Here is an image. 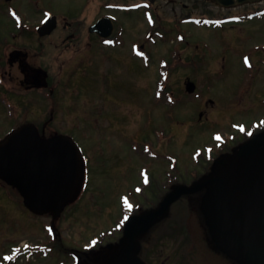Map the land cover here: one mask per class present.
<instances>
[{
    "label": "rangeland",
    "instance_id": "rangeland-1",
    "mask_svg": "<svg viewBox=\"0 0 264 264\" xmlns=\"http://www.w3.org/2000/svg\"><path fill=\"white\" fill-rule=\"evenodd\" d=\"M62 1H0V36L7 35L9 30L15 32L18 29L15 32V42L13 41L15 47L27 44L30 47L28 54L31 64L48 69L56 86L51 100L31 92L29 109L17 112L14 121L7 120L5 110L1 109L0 136L10 127L27 122L34 123L46 135L56 132L69 134L80 144V149L85 150L89 161L90 180L79 201L69 206L56 219L29 213L23 208L18 193L1 183L0 264H7L2 256L11 253V246L23 249L27 246L38 251L30 258H18L15 264H61L62 261L71 264L72 253L81 258H92V253H104L106 246L118 241L121 236L116 226V222H121L119 197L129 194L131 187L139 183L138 169L149 163L135 156L132 144L154 141L161 158L170 154L176 159V175L179 181L190 184L193 180L190 173L197 169L201 172V168H204L203 162L196 165L193 158L201 155L202 146L209 144L211 133H224L228 131L229 123L251 120L261 114L242 112L245 107L237 108L233 97L238 85L248 79L247 71L238 56L243 52L256 56L254 48L264 44V17L261 21L230 24L218 30L205 29L203 26H207L206 24L202 28L197 27L190 19L205 17L208 24H211L217 17L250 14L264 5L263 3L222 9L205 2L194 8L193 3L184 7L179 0H154L149 13L155 18L158 27L156 29L161 31L159 35L148 38V23L141 11L117 13V26H122L120 29L125 31L123 46L108 50L87 33V28L102 13L100 5L85 6L81 12L82 2ZM138 1L141 0H125L122 3ZM10 4L16 11L15 16L10 13L6 15V7ZM48 12L59 16L57 30L66 26L69 35L76 31L75 37L69 41L66 35L56 32L55 29L47 40L45 37L49 36L41 38L37 35L26 40L20 32L38 26ZM164 32L168 34L165 39L161 37ZM64 38L66 41L63 43ZM175 51L179 53L180 64L192 62L193 67L178 69L180 64H174L175 66L165 69ZM222 56L225 57L227 73L220 80L218 73L223 65ZM144 58L149 59L146 63L150 68L146 63L143 65V60L140 61ZM253 59L259 61L258 58ZM0 64L4 70H9L7 58L2 57L1 51ZM160 64L162 71L164 69V72H168L162 77L169 78L163 81L165 83L162 85L164 91H161V97L172 93L171 101L165 102L164 97L160 101L155 99V80L159 72L156 67ZM13 70L14 75L18 76L17 70ZM89 71L100 72L91 77ZM75 77L78 80L72 87ZM84 77L86 81L83 82ZM92 79L99 84V94L94 95L89 90ZM187 81L196 86L192 95L185 90ZM84 83H87V88L81 91ZM119 83L123 90L118 89ZM68 87L73 88L75 98H79L73 106L74 109L69 107L68 101L64 106V99L69 95ZM111 93L115 96L117 93L122 95L123 99L115 97L120 103L110 100ZM210 99L221 112H207L201 121L199 114L205 110L204 105ZM51 108L54 112L48 111ZM93 108L97 112H91ZM114 109L123 112H116ZM154 130L164 134L159 139L156 135L153 138ZM202 155L200 161L207 154ZM163 162L160 163L162 175L155 168V177H164L166 163ZM155 185L157 188L148 196V202L143 199L139 201L137 197L134 202L148 209L157 201V197L161 198L165 194L160 183L156 181ZM189 205L191 203L187 198L179 200L170 219L157 228L158 235L151 234L149 241L144 243L141 256L147 263H227L214 254L213 247L206 246L202 237L201 221L197 220ZM111 231L112 235L108 236L106 232ZM101 232L105 235L100 236ZM96 238L102 239L95 242ZM113 253L108 252L104 261L100 256L98 263L123 256L120 249ZM117 261L120 262L121 258ZM124 263L123 256L122 264Z\"/></svg>",
    "mask_w": 264,
    "mask_h": 264
},
{
    "label": "flooded vegetation",
    "instance_id": "flooded-vegetation-1",
    "mask_svg": "<svg viewBox=\"0 0 264 264\" xmlns=\"http://www.w3.org/2000/svg\"><path fill=\"white\" fill-rule=\"evenodd\" d=\"M0 1L4 2L6 0ZM71 1L82 2L83 6L81 12L84 11L85 6L94 5L95 7L96 5H100L99 9H101L102 13L98 14L92 25H94L100 18L103 17L113 20L115 26L113 36L107 41L100 40L97 35L89 34V36H92L99 42H102V45L108 50L123 46L125 31L122 28L120 29L122 26H117L119 22L117 13H125V6L139 4V9L141 7H146V11L149 16L154 19L153 14L149 13L151 8L150 6L154 5V0H141L128 4L122 3L125 0H104L105 2H103V0ZM179 1L183 3L184 7H186V4L188 3H193L194 8H198V4L204 2L213 4L212 2L204 0ZM262 3L264 4V1L249 5L256 6ZM131 9L135 10L136 8L132 7ZM50 15H53L57 18V26H59V16L48 12L47 17ZM246 15H248L249 18H246L248 17ZM263 17L264 5L254 9V11H252L250 14L246 13L238 14V16L214 18L210 25L212 26L217 24L216 29L213 30H218L225 27L226 25L224 24H227L228 22H236L233 24L237 25L250 23V21L253 20L261 21V18ZM60 18L65 19L64 17ZM202 19L207 20L204 17L198 18V21H201ZM190 21L194 23L193 20ZM16 31L17 30H15V32ZM57 31H59L62 35H66L69 38V41L75 37L74 33L76 32L74 30L75 32H70L71 34L69 35L68 27L66 26H62V28L59 30L56 29V32ZM15 32L14 30H9L7 35L3 37L0 36L1 55L2 57L5 56L7 58V66L9 67V70H4L0 64V110L6 109L8 111L9 116L12 118L9 119V121H14L16 118L17 115H14V112H19L21 109H29L31 92L34 94H41V96L51 99L56 88L54 82L51 79V73L48 69L31 64L28 54V49L30 47L27 44H20L18 48L15 47L14 42L17 36ZM20 33L25 36L26 40H31L34 35L33 31L30 29ZM50 36L45 37V40L49 39ZM152 37L153 34H149V39ZM65 41L66 38L63 39V43ZM12 46L13 49L10 50V47ZM140 48L142 50L144 49L143 46H140ZM254 53H256V56H252L250 53L246 54L245 52L238 56L241 63L244 65L245 70L247 71L248 79L238 85L236 93L233 97V102L234 105H236V107L239 109L245 107L242 112H261V114L251 120L248 119L245 121L229 123L228 131L224 133H219L218 131L211 133L209 144L202 146V153L204 155L207 154L204 156L203 160L204 168H201V172L200 170H197L199 171L198 173L190 174L191 180L192 178H196L195 180H198L199 183H202V189L194 195L183 196L179 199L181 200L183 198H187V200L191 203L189 208L192 213L195 212L194 215L196 216L197 220L201 221V232L206 246H209V248L213 247L215 249L214 254L226 260V264H248L246 260L248 250L239 245L240 242L254 244L260 248L264 246L263 235L258 223L260 215L264 213V44H262V46L259 45L258 48H254ZM12 54H14L13 59H11ZM253 58H258L259 61L256 62V60ZM221 59L223 61V65L221 66V70L218 73V77L220 80H223L226 77L227 70L224 64L225 57L222 56ZM92 65H94V62ZM13 69L17 70L18 76L14 75ZM37 70H42L46 73L45 81L47 87L42 88L37 85L35 77V72ZM98 72L92 73L89 71L91 77L97 75ZM43 79L44 76L42 74V80ZM77 80L78 77H75L72 80L74 81L71 84L72 87H74V84L77 82ZM84 81H86L85 77L83 79V82ZM90 82L89 90H91L92 94L94 95L97 93L99 94L100 91L98 82L95 83L93 79ZM158 82L159 78L157 77L155 80V85H157ZM117 86L119 90H123L120 83L117 84ZM85 88H87V83L82 84L80 89L82 91ZM116 88H114V90H116ZM67 90L69 95L66 97V99L63 97L64 106L68 101L70 102L69 107L74 109L73 106L76 101H79V98H75L73 88L68 87ZM115 97L123 99L122 95H118L117 93L115 96L113 93H111L110 100L114 99L115 101H118L117 103H120L119 99ZM120 107L122 106L120 105ZM204 109L205 110L199 115L201 121H203V118L207 112L208 114H210V112H221V110L216 109L215 103L212 99L206 102ZM48 111L54 112L52 108ZM114 111L116 110L114 109ZM91 112H97L96 108H93ZM116 112L123 111L117 110ZM41 134L43 135V131ZM153 134L154 138L155 133L153 132ZM1 138L2 136H0V140ZM75 143L77 144L76 141ZM79 145L77 144L78 148L80 149L81 146L79 147ZM132 147L135 156L137 155L149 163H145L147 166H140L138 169L139 183L134 184L131 187L129 194H124L128 197V203L130 205V209L129 207L124 208V213L126 215L125 223L133 216H144L155 210H158L160 208L162 197L164 198L168 193L173 192L178 187L192 185L194 180L193 179L190 184L183 185L182 182L177 184L175 158L170 154L168 159L165 157L161 158L159 149L154 144V141H143L138 145L132 144ZM80 152L83 161V181L80 185L78 196L76 197V200L73 204H76L80 197L84 195V191H86L90 180L89 161L87 160V157L84 153L85 150L83 151L80 149ZM163 161L166 163V165L164 164L166 166V170H164V177L160 178L162 175L160 172V163ZM155 168L161 174L160 176L158 175V177H155L153 174ZM156 181L161 184L165 194L163 196L161 195V198L160 196L159 198L157 197V201H154L152 205L148 207V209H144L142 205L140 206V204L135 203L134 199L137 197L139 201L143 199L144 202H148V196L153 194L151 192L157 188L155 185ZM69 206L71 205H68V207ZM174 208L175 205L173 204L169 208L168 213H166L162 219L160 216L153 219V221L148 226V230L138 237L137 244L139 255L137 257L142 262L149 264L141 256L144 243L149 241L151 234L158 235L157 228L170 219L172 210ZM116 244L117 246H121V250L123 251L128 244V240L123 238V234H121ZM113 249V247L111 249L107 247L108 251H112ZM92 255L93 256L91 257H94L93 259L89 256H84V258L77 256V259H74V255L72 254L70 255L72 259L71 264H81V261L82 264H112L111 262H102L106 256H102V263L94 262V260L98 261L101 255L94 253H92ZM9 264H15V259L10 260Z\"/></svg>",
    "mask_w": 264,
    "mask_h": 264
},
{
    "label": "water",
    "instance_id": "water-1",
    "mask_svg": "<svg viewBox=\"0 0 264 264\" xmlns=\"http://www.w3.org/2000/svg\"><path fill=\"white\" fill-rule=\"evenodd\" d=\"M210 1L224 8H231L261 0ZM52 25L53 19L40 28V35L49 34L54 28ZM35 77L39 87L46 86L45 74L42 71H36ZM187 90L192 92L193 85L188 84ZM0 179L17 189L24 206L31 212L41 215L53 214L58 217L78 189L81 180L79 155L74 144L67 137L41 139L33 125H26L10 134L0 144ZM201 187L198 185L178 188L165 198L158 212L141 218L135 217L128 223L125 235L131 239V245L126 252L127 264H142L131 263L130 256L134 247V238L147 229L152 219L157 215H163L179 196L196 192ZM261 227L264 232V227L262 225ZM240 245L248 249L246 260L249 264H264V249L260 250L245 243Z\"/></svg>",
    "mask_w": 264,
    "mask_h": 264
},
{
    "label": "snow or ice",
    "instance_id": "snow-or-ice-1",
    "mask_svg": "<svg viewBox=\"0 0 264 264\" xmlns=\"http://www.w3.org/2000/svg\"><path fill=\"white\" fill-rule=\"evenodd\" d=\"M246 62H247V60H246Z\"/></svg>",
    "mask_w": 264,
    "mask_h": 264
}]
</instances>
